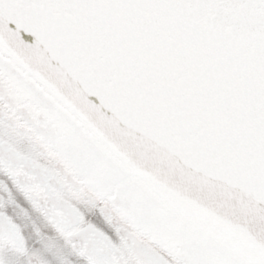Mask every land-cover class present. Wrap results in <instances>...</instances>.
Listing matches in <instances>:
<instances>
[{
  "label": "snow or ice",
  "instance_id": "snow-or-ice-1",
  "mask_svg": "<svg viewBox=\"0 0 264 264\" xmlns=\"http://www.w3.org/2000/svg\"><path fill=\"white\" fill-rule=\"evenodd\" d=\"M0 264H264V0H0Z\"/></svg>",
  "mask_w": 264,
  "mask_h": 264
}]
</instances>
